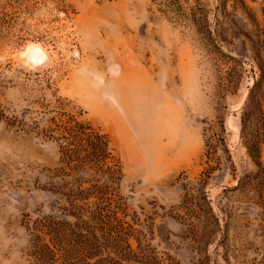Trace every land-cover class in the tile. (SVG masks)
<instances>
[{
	"label": "rangeland",
	"instance_id": "374dc122",
	"mask_svg": "<svg viewBox=\"0 0 264 264\" xmlns=\"http://www.w3.org/2000/svg\"><path fill=\"white\" fill-rule=\"evenodd\" d=\"M71 116L122 172L91 264H264V0H0V264L103 183L61 162Z\"/></svg>",
	"mask_w": 264,
	"mask_h": 264
},
{
	"label": "trees",
	"instance_id": "16d2710c",
	"mask_svg": "<svg viewBox=\"0 0 264 264\" xmlns=\"http://www.w3.org/2000/svg\"><path fill=\"white\" fill-rule=\"evenodd\" d=\"M204 22V26L202 25L204 31L210 30L209 23L206 20ZM194 27L197 29L196 24ZM248 102L249 99L246 100V104ZM55 123L58 134L54 135H57L55 140L59 141L61 162L63 160L66 167L73 173L83 174L86 171H92L99 176L103 183H97L88 189L80 188L81 192L78 194L81 195V198L71 204L73 212L69 216L75 220L72 225H70L71 223L66 225L68 223L49 217H43L36 221L35 226L29 228L30 240L27 256L31 264H91L90 261L97 255L95 253L98 249L102 250V247L98 244V239H92L86 234L85 225L88 222L83 219L87 217L97 221L100 225H104L105 229L118 230L125 225L123 218L119 216L120 212H124L122 209L125 205L123 198H119V194L113 195V186H117L122 179L120 161L109 149L110 140L107 135L102 134L90 124L80 121L75 116L59 119ZM89 201H92L88 207V209H93L94 215L92 216L86 215L88 209L85 208V205ZM74 231H79L80 236H76ZM115 232L109 231L106 236L110 241L113 240L115 244L119 245L116 241L117 237L114 235ZM119 232L121 231L119 230ZM78 237L80 239H77ZM123 241L129 245L128 239ZM122 261H119V264H149L137 258L123 259ZM112 262L110 261L109 264H113ZM94 264H105V262L98 260Z\"/></svg>",
	"mask_w": 264,
	"mask_h": 264
}]
</instances>
